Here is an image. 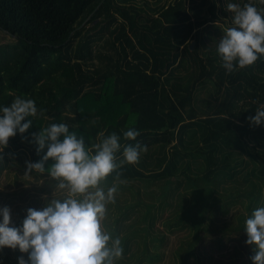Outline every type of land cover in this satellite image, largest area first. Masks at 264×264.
Masks as SVG:
<instances>
[{
	"label": "trees",
	"instance_id": "16d2710c",
	"mask_svg": "<svg viewBox=\"0 0 264 264\" xmlns=\"http://www.w3.org/2000/svg\"><path fill=\"white\" fill-rule=\"evenodd\" d=\"M229 2L264 9L259 0ZM225 8L224 0H0V31L13 39L0 42V109L17 96L33 99L38 109L35 117L22 121L31 120L30 128L17 132L0 152V174L13 171L15 180L25 181V162H39L47 151L37 153L38 145L29 142L32 134L53 123L67 124L89 149L101 142V134L116 133L121 144L117 162L125 146L146 145L138 163L118 170L124 183L113 172L101 184L107 191L116 183L133 197L115 196L112 207L107 205L104 223L123 248L115 264L161 263L168 256L161 250L164 242L179 229L189 230L191 237L171 249L174 264H206L204 259L213 254L201 249L205 239L209 242L211 236L221 246L223 236L232 232L215 230L205 217L215 182L233 177L244 164L245 189L239 195L248 198L247 216L264 207V125H251L247 119L264 106V56L227 73L217 53L220 38L203 31ZM129 128L139 131L135 140L124 139ZM178 145L186 150L196 145V150L183 154ZM186 155L191 158L183 159ZM29 174L52 182L42 207L62 198L54 191L56 182L46 180L47 171ZM180 174L192 188L191 201L163 222L169 233L155 232L153 201L171 198L170 183L177 187ZM155 182L160 183L157 194L147 189ZM141 192L151 202L143 201ZM11 196L25 201L30 193L22 189ZM139 205L143 211H137ZM248 217L234 227L242 233L239 248H248V257L238 249L227 264H252L251 247L245 244ZM21 256L27 259L18 249H0V264H18Z\"/></svg>",
	"mask_w": 264,
	"mask_h": 264
},
{
	"label": "clouds",
	"instance_id": "9594fccd",
	"mask_svg": "<svg viewBox=\"0 0 264 264\" xmlns=\"http://www.w3.org/2000/svg\"><path fill=\"white\" fill-rule=\"evenodd\" d=\"M264 5V0H259ZM226 11L233 14L232 26L224 29L217 46L222 66L227 73L253 65L264 56V9L251 2L243 6L228 3ZM33 99L15 97L9 106L0 109V152L7 147L9 139L17 132L24 134L32 121L27 117L37 115ZM251 125H264V106L248 117ZM139 131L129 128L123 133L126 140H135ZM101 142L87 148L84 139L69 132L65 123H53L39 133L32 134L39 152L46 153L39 162L26 161L25 175L47 171L62 198H52L41 210L27 209L20 227L10 226V210H0V249L9 248L26 253L27 259L18 257V264H115L122 257L121 239L105 230L107 205L115 203L117 184L104 190L101 187L109 175L126 164L139 162L140 153L146 145H128L123 148L122 158L117 162L120 137L112 133L101 134ZM51 161L45 169V163ZM245 244L251 247L252 264H264V207L255 209L245 220Z\"/></svg>",
	"mask_w": 264,
	"mask_h": 264
},
{
	"label": "rangeland",
	"instance_id": "374dc122",
	"mask_svg": "<svg viewBox=\"0 0 264 264\" xmlns=\"http://www.w3.org/2000/svg\"><path fill=\"white\" fill-rule=\"evenodd\" d=\"M142 0H137V2ZM156 0H148L149 3H153ZM162 1V0H161ZM229 0H224V4L227 6ZM226 9V8H225ZM232 19L233 14L230 12L222 13L220 15V18L214 22L213 26L211 27H204L203 31H208L209 36L212 35V37L220 38L224 34V29L227 27L232 26ZM7 41H13V39H10L9 36L2 33L0 31V42H7ZM190 132V128L187 127L182 131V137L184 139L188 138ZM176 140L172 141V143H175ZM193 146V145H192ZM178 148L183 152V154L186 151H194L196 150V145L192 147V149L186 150L182 148L180 145H178ZM168 149V148H167ZM172 150V146L168 149V152L170 153ZM244 159H247V155H243ZM188 155L184 156L183 159H189ZM196 165L195 163H190V168H194ZM251 164L248 165V169L251 168ZM236 169L239 171L233 177H225L212 185L213 187V196L209 198V205L206 208V211L204 212L205 217L207 220L210 221V226L214 228L215 230H224L230 228L231 231H229L227 234L223 236V244L219 246L217 243H214V241L211 240V236L209 237L210 240L208 242V239H205L203 244H201V249H207L209 250L213 256L212 259L205 258L204 262L206 264H227L229 261V257L234 253L235 250H241L240 244L243 240V236L241 232H236L234 230V227L238 226L242 223L240 218L248 217V211L249 207L247 206L248 198L244 195H239L242 193L245 189V183L243 175L246 171V168L244 164H240L236 167ZM25 176V171L23 173V177ZM45 179V178H44ZM43 178L35 179L33 175L29 174L28 176H25V181H22L21 179H14V172H7L4 171L0 174V210L7 207L10 210L11 215V225L15 227H20L22 223L17 222V217H22L23 219L26 218L27 215V209L33 208L37 210H41L43 207L41 206L42 202H45L47 200L48 194L45 192L46 188L50 186L48 184V181H45ZM50 177H46V180H49ZM160 183L155 182L153 184L147 185V189H152V191L158 192ZM177 183L175 181H172L170 183L169 192H173L172 197H163V198H157L153 202L156 204L151 210V213L155 214L154 218V226L152 230L155 232H167L169 233L168 229L165 227L163 222L165 220L171 219L174 212H176L180 207L179 205H186L191 201L192 198V188L189 186H186V183L183 179V175L180 174V183L176 187ZM53 188L54 191L56 188L55 183L53 182ZM28 190L30 193V196L28 199L23 201V198L20 196H11L13 191L17 190ZM262 197L264 201V188L261 190ZM60 193V191H58ZM62 196V193H60ZM155 194V195H156ZM115 196L119 197L120 200L123 198L126 200H132V196L128 190H122L118 188L117 193ZM214 197V198H213ZM33 198L35 201L30 203V199ZM141 199L143 201H149L151 202L152 198H149L147 195H144L141 192ZM171 200H174L172 203ZM110 205V204H109ZM199 206V205H198ZM112 207V204L109 206ZM138 210L143 211V206L139 205L137 208ZM136 213L134 212L133 215ZM0 220H2V215H0ZM127 222L130 221V218L126 220ZM105 230L107 232L108 228L104 223ZM191 237V234L189 233V230L185 229H179L173 234L168 235V239L164 242V245L162 246L161 250L163 252L167 253V258L164 257L163 261L159 264H174V261L170 255L171 249L176 248L177 246H180L182 242L188 240ZM215 235H212V238H214ZM132 248H136V244L133 242L131 244ZM243 252V257L247 258L248 254V248L241 250ZM208 252V251H207ZM176 264V263H175Z\"/></svg>",
	"mask_w": 264,
	"mask_h": 264
},
{
	"label": "water",
	"instance_id": "95a60500",
	"mask_svg": "<svg viewBox=\"0 0 264 264\" xmlns=\"http://www.w3.org/2000/svg\"><path fill=\"white\" fill-rule=\"evenodd\" d=\"M191 44V47L193 46V42L192 43H190Z\"/></svg>",
	"mask_w": 264,
	"mask_h": 264
}]
</instances>
